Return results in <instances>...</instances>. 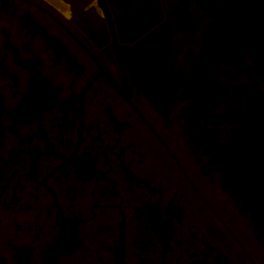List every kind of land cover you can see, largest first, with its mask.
I'll use <instances>...</instances> for the list:
<instances>
[{"label": "flooded vegetation", "instance_id": "obj_1", "mask_svg": "<svg viewBox=\"0 0 264 264\" xmlns=\"http://www.w3.org/2000/svg\"><path fill=\"white\" fill-rule=\"evenodd\" d=\"M0 264H264V1L0 0Z\"/></svg>", "mask_w": 264, "mask_h": 264}, {"label": "water", "instance_id": "obj_2", "mask_svg": "<svg viewBox=\"0 0 264 264\" xmlns=\"http://www.w3.org/2000/svg\"><path fill=\"white\" fill-rule=\"evenodd\" d=\"M239 1H241V2H246L247 0H239ZM262 1H264V0H262ZM223 10H227V8H225V9H222L221 10V12L223 11ZM222 15H223V13H222ZM215 25L217 26V27H223L224 26V22H223V16H221L220 15V17L219 18H217V20H216V23H215Z\"/></svg>", "mask_w": 264, "mask_h": 264}]
</instances>
